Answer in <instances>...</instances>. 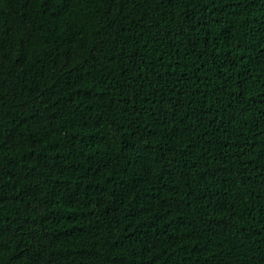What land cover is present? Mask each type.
I'll list each match as a JSON object with an SVG mask.
<instances>
[{
    "label": "trees",
    "instance_id": "16d2710c",
    "mask_svg": "<svg viewBox=\"0 0 264 264\" xmlns=\"http://www.w3.org/2000/svg\"><path fill=\"white\" fill-rule=\"evenodd\" d=\"M0 264H264V0H0Z\"/></svg>",
    "mask_w": 264,
    "mask_h": 264
}]
</instances>
